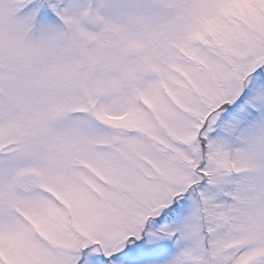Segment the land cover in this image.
I'll return each instance as SVG.
<instances>
[{"label": "snow or ice", "instance_id": "1", "mask_svg": "<svg viewBox=\"0 0 264 264\" xmlns=\"http://www.w3.org/2000/svg\"><path fill=\"white\" fill-rule=\"evenodd\" d=\"M167 31L118 94L0 112V264H264L238 179L264 157L232 147L264 143V0H201Z\"/></svg>", "mask_w": 264, "mask_h": 264}, {"label": "clouds", "instance_id": "2", "mask_svg": "<svg viewBox=\"0 0 264 264\" xmlns=\"http://www.w3.org/2000/svg\"><path fill=\"white\" fill-rule=\"evenodd\" d=\"M200 2L151 0L157 13L120 18H106L84 7L67 11L61 25H50L26 19L17 11L16 0H0V112L22 115L41 97L118 94L148 71L161 33L181 35ZM90 23L98 29L90 30ZM259 135L257 130L232 147L264 157ZM238 179L245 221L264 230V161Z\"/></svg>", "mask_w": 264, "mask_h": 264}, {"label": "rangeland", "instance_id": "3", "mask_svg": "<svg viewBox=\"0 0 264 264\" xmlns=\"http://www.w3.org/2000/svg\"><path fill=\"white\" fill-rule=\"evenodd\" d=\"M59 3L66 11L72 12L84 7L96 9L106 18H120L130 13H157L160 11L151 3V0H59ZM37 24L61 25L62 19L57 13L52 12L51 16L45 15L38 20ZM87 27L95 31L99 25L90 23Z\"/></svg>", "mask_w": 264, "mask_h": 264}]
</instances>
